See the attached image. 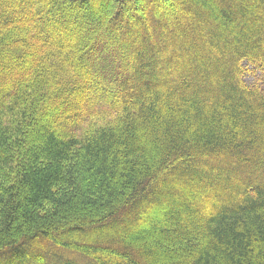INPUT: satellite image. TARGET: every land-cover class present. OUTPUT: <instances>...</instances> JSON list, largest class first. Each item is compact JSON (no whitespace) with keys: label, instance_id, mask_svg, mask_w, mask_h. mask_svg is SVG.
<instances>
[{"label":"trees","instance_id":"trees-1","mask_svg":"<svg viewBox=\"0 0 264 264\" xmlns=\"http://www.w3.org/2000/svg\"><path fill=\"white\" fill-rule=\"evenodd\" d=\"M110 1L0 0V264H264V0Z\"/></svg>","mask_w":264,"mask_h":264},{"label":"rangeland","instance_id":"rangeland-1","mask_svg":"<svg viewBox=\"0 0 264 264\" xmlns=\"http://www.w3.org/2000/svg\"><path fill=\"white\" fill-rule=\"evenodd\" d=\"M114 2L116 3V0H114ZM113 1H110V3H114ZM128 2V1H127ZM129 3V2H128ZM128 3H125L124 4V12L126 14V16L128 17H132L133 15V11H132V6L129 5ZM160 4L161 5H165V3L163 2V0H160ZM135 8L137 9L138 12H141V10L139 9V4H135ZM80 8V9H79ZM107 10H113V8H107ZM76 12V11H79L80 14H84V16L86 17L82 23V27L83 30L81 28H77L75 34L77 35H80V37L84 34L87 33V31L90 29V28H94V26H96V20L93 16V12H94V7H85L84 9H82V7L79 5L71 8V10H67V13L68 14H71ZM89 17V18H88ZM158 17V16H157ZM56 21L60 22L62 21V18L60 16V14L58 16L55 17ZM65 22V21H64ZM94 25V26H92ZM54 37H56L57 35H59L62 40H65V41H71L73 39H70L68 40V38L66 36L63 35V33L59 32V33H56V32H50ZM74 38V36H73ZM241 70H242V81L243 83H245L247 86L251 87V88H257L259 89L260 91L264 92V74H262L261 72H258L256 71L252 66H249V64L247 63H243L241 64ZM209 211V209H208Z\"/></svg>","mask_w":264,"mask_h":264},{"label":"bare ground","instance_id":"bare-ground-1","mask_svg":"<svg viewBox=\"0 0 264 264\" xmlns=\"http://www.w3.org/2000/svg\"><path fill=\"white\" fill-rule=\"evenodd\" d=\"M149 147V146H148Z\"/></svg>","mask_w":264,"mask_h":264}]
</instances>
